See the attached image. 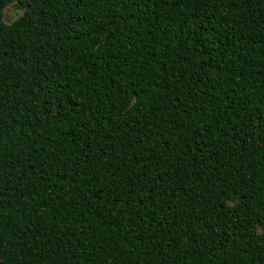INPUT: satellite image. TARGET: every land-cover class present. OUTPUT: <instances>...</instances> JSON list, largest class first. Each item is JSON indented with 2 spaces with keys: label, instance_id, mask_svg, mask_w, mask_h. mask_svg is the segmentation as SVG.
Masks as SVG:
<instances>
[{
  "label": "trees",
  "instance_id": "1",
  "mask_svg": "<svg viewBox=\"0 0 264 264\" xmlns=\"http://www.w3.org/2000/svg\"><path fill=\"white\" fill-rule=\"evenodd\" d=\"M0 264H264V0H0Z\"/></svg>",
  "mask_w": 264,
  "mask_h": 264
},
{
  "label": "rangeland",
  "instance_id": "2",
  "mask_svg": "<svg viewBox=\"0 0 264 264\" xmlns=\"http://www.w3.org/2000/svg\"><path fill=\"white\" fill-rule=\"evenodd\" d=\"M16 15L15 11L12 10V8H7L4 14V20L6 23H8L12 18H14Z\"/></svg>",
  "mask_w": 264,
  "mask_h": 264
}]
</instances>
